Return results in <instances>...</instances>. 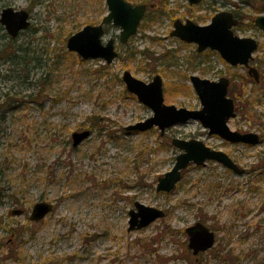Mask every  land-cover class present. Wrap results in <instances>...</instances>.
<instances>
[{
    "label": "rangeland",
    "instance_id": "rangeland-1",
    "mask_svg": "<svg viewBox=\"0 0 264 264\" xmlns=\"http://www.w3.org/2000/svg\"><path fill=\"white\" fill-rule=\"evenodd\" d=\"M251 1L202 0L195 6L166 0L167 15L163 0H153L128 44L119 41V27H106L104 43L115 39L119 54L107 64L82 59L67 48L73 34L106 16L105 0H0V14L7 7L25 9L31 20L7 53L10 37L0 28V264H264V170L257 166L264 157L259 87L264 76L258 87L232 82L255 103L240 106L229 126L258 133L261 142L255 146L211 136L193 120L163 135L158 128L127 131L153 111L123 81L125 71L145 82L159 74L166 104L200 109L191 75L217 81L247 68L231 67L217 53L199 54L196 45L171 35L174 22L191 19L205 25L234 4H241L247 17L235 33L259 41L254 56L264 73V35L251 20L264 14V2ZM127 50L153 56L144 60L139 53L124 61ZM12 52L28 60H9ZM180 87L191 90L180 93ZM85 130L91 136L74 147L72 135ZM175 138L201 140L246 171L238 175L208 161L189 167L173 192H157L158 178L173 168L180 153L172 145ZM39 202L52 204L53 210L37 222L30 216ZM136 202L164 210L166 216L129 231ZM18 210L24 212L14 215ZM197 222L215 232L216 244L196 256L183 231Z\"/></svg>",
    "mask_w": 264,
    "mask_h": 264
},
{
    "label": "water",
    "instance_id": "water-1",
    "mask_svg": "<svg viewBox=\"0 0 264 264\" xmlns=\"http://www.w3.org/2000/svg\"><path fill=\"white\" fill-rule=\"evenodd\" d=\"M202 0H188L191 5H197ZM108 14L99 25H87L73 34L67 41V48L71 52L79 54L83 59H102L111 64L117 57L115 39L111 38L103 43L105 26L112 23L120 27V41L127 44L129 39L137 34L142 22L147 5H133L127 0H106ZM30 14L27 10H15L12 7L5 8L1 13L0 23L7 33L16 38L20 32L30 26ZM239 24V20L230 11L217 13L207 25H199L187 19L185 22L177 20L174 23L172 36L179 38L188 44H196L198 51L207 49L217 51L221 57L231 66H246L249 74L256 81L260 80L259 71L250 66L253 53L258 49V42L254 38H242L235 34L233 28ZM256 25L264 33V15L256 19ZM123 81L127 90L134 94L145 106L154 112L149 119L127 127L128 131H148L158 127L161 134L166 129L177 124L191 120L199 121L209 135H216L231 144L258 145L261 142L257 133H242L234 131L229 126V121L236 117L235 102L228 96L230 80L226 77L219 81L201 78L197 75L190 77L191 84L200 99L202 108L190 110L178 108L175 105H167L164 98V84L160 75H156L149 83L144 82L125 71ZM91 136L90 130L75 132L72 135L73 146L77 147ZM174 147L180 150L173 168L158 178L157 192L170 193L183 177V171L191 164L204 165L208 161L222 164L224 167L237 174H244L230 155L221 150L213 149L198 139L175 138L172 141ZM53 210V205L47 202L37 203L31 213V220L40 221ZM24 211H14L19 215ZM129 231L140 230L148 227L155 221L165 217L161 209L146 206L140 202L135 203V208L130 211ZM189 243L188 247L194 255L212 249L216 242L215 232L207 225L197 222L186 228Z\"/></svg>",
    "mask_w": 264,
    "mask_h": 264
},
{
    "label": "trees",
    "instance_id": "trees-1",
    "mask_svg": "<svg viewBox=\"0 0 264 264\" xmlns=\"http://www.w3.org/2000/svg\"><path fill=\"white\" fill-rule=\"evenodd\" d=\"M99 2H102V3H104V0H98ZM128 1H131V2H133L134 4H144V3H149V2H153V0H136V1H134V0H128ZM166 0H163V2H162V4H163V6L165 7V4H166V2H165ZM258 1H260V2H264V0H258ZM241 2H242V4H251V0H241ZM236 5H239V8H236L237 6ZM234 9L232 10L233 12H234V14L240 19V21H244L247 17H246V14H243V11H241V8H242V6H241V4H234ZM166 7H167V5H166ZM164 8L163 10L165 11V12H167L166 14L168 15V11L166 10L167 8ZM160 14H165L163 11H161L160 12ZM170 14V13H169ZM147 15V14H146ZM147 17H148V15H147ZM146 16H145V18H144V21H146V18H147ZM254 18H251V20H252V25L254 26V20H253ZM198 21H199V19H197ZM241 27V24L236 28V29H238V28H240ZM13 41L14 40H10V44H12L13 43ZM9 43L7 44V45H5L6 47L4 48V52H8V50L10 49L9 47L10 46H8L9 45ZM139 53H142V54H144V60H147V59H149V57H152L151 55H147L146 53H145V51H138V50H127V55H126V58L127 59H125L124 61H126V60H129V61H131V60H133V59H135L136 58V56H137V54H139ZM171 53V52H170ZM197 53V52H196ZM206 53V52H205ZM208 53L209 54H211L212 52L211 51H208ZM198 54V53H197ZM8 56H10V58H18V59H21L22 60V62L24 61V62H26V60H28V57L24 54V55H20V54H18L17 52L15 53V52H12V53H10V54H7ZM2 57H4V55L2 54ZM5 58H7V56L5 57ZM121 58L122 59H124V55L123 54H121ZM152 59H154L155 60V58L153 57ZM239 68V67H238ZM230 79H231V86H230V93H229V95L232 97V98H234V100L236 101V103L238 104V107H240V106H246V105H251V104H254L255 103V99L254 100H252L251 101V99H249L248 97V95H249V93H247V91L246 90H244V92L243 93H241V91L240 92H238V90H237V88H236V86L234 85L235 84V80H242V81H245L243 84L244 85H246V83L248 84V83H252L255 87H258V85L259 84H257L256 82H254L253 81V79L251 78V76L246 72V73H244V74H240V73H233L232 75H231V77H230ZM234 84H233V83ZM260 87V91H261V95L262 96H264V86H259ZM181 88V87H180ZM191 89L190 88H181L180 89V93H183V92H187V91H190ZM245 97L246 96V99H244V98H242V97ZM261 117L263 118L264 117V115L262 116L261 115ZM95 122H93V125L95 126V124H94ZM92 125V124H91ZM264 137V136H263ZM258 166V168L259 169H261V170H264V157L262 156L261 158H260V160H259V164L257 165ZM183 233H185L184 231H183Z\"/></svg>",
    "mask_w": 264,
    "mask_h": 264
},
{
    "label": "flooded vegetation",
    "instance_id": "flooded-vegetation-1",
    "mask_svg": "<svg viewBox=\"0 0 264 264\" xmlns=\"http://www.w3.org/2000/svg\"><path fill=\"white\" fill-rule=\"evenodd\" d=\"M3 10V9H2ZM0 28H1V24H0ZM10 42V41H9ZM8 42V43H9ZM14 44V41H13V43L12 44H10L9 43V45L8 46H10V45H13ZM6 47V46H5ZM3 52V51H2ZM1 52V53H2ZM9 58V60H12V58H10V57H8ZM253 66H255V67H257L258 69H259V66H258V63L256 62V58L254 57V59L252 60V63H251ZM260 71V70H259ZM264 76V73L262 72V71H260V81H261V77H263ZM236 107H237V109L239 108L238 107V104L236 103Z\"/></svg>",
    "mask_w": 264,
    "mask_h": 264
}]
</instances>
